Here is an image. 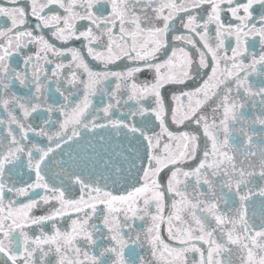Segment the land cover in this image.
Returning <instances> with one entry per match:
<instances>
[{"label": "snow or ice", "instance_id": "1", "mask_svg": "<svg viewBox=\"0 0 264 264\" xmlns=\"http://www.w3.org/2000/svg\"><path fill=\"white\" fill-rule=\"evenodd\" d=\"M0 264H264V0L0 3Z\"/></svg>", "mask_w": 264, "mask_h": 264}, {"label": "flooded vegetation", "instance_id": "2", "mask_svg": "<svg viewBox=\"0 0 264 264\" xmlns=\"http://www.w3.org/2000/svg\"><path fill=\"white\" fill-rule=\"evenodd\" d=\"M3 2H4V0H0V3H3ZM24 3H25V0H21V4H24ZM29 21H30V25H29V26H32V25L35 24V21H34L33 18L29 17ZM44 33L47 35V30H44ZM53 42L55 43V41H53ZM77 46H78V45H77ZM257 50H258V49H257ZM146 78H149L147 73H143V74H141V76H140V79H141V80H144V79H146ZM165 238H166V234H165Z\"/></svg>", "mask_w": 264, "mask_h": 264}, {"label": "water", "instance_id": "3", "mask_svg": "<svg viewBox=\"0 0 264 264\" xmlns=\"http://www.w3.org/2000/svg\"><path fill=\"white\" fill-rule=\"evenodd\" d=\"M58 159H59V157H58ZM56 170L58 171L59 169L57 168Z\"/></svg>", "mask_w": 264, "mask_h": 264}]
</instances>
